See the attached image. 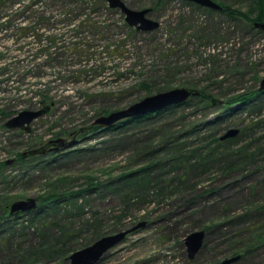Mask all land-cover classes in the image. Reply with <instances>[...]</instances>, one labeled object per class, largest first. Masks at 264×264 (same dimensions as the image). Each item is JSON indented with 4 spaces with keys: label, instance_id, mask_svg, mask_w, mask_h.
Masks as SVG:
<instances>
[{
    "label": "rangeland",
    "instance_id": "obj_1",
    "mask_svg": "<svg viewBox=\"0 0 264 264\" xmlns=\"http://www.w3.org/2000/svg\"><path fill=\"white\" fill-rule=\"evenodd\" d=\"M122 1L134 10L149 9L159 28L138 31L107 0H0V200L37 199L50 183L58 192L78 191L93 180L100 187L79 202L83 212L59 218L79 231L72 253L98 240L91 226L97 219L103 236L147 224L99 264H222L241 252L231 264H264V245L245 252L264 233V218L253 212L264 204V94L239 112L228 110L238 104H227L259 90L264 31L183 0ZM249 2L227 0L242 11ZM183 87L204 91L218 103L191 100L119 133L95 124L159 90ZM47 105L50 111L34 120L29 132L4 126L21 111ZM230 129L243 130L231 147L257 153L254 163L229 175L216 165L197 177L171 169L173 141L182 142L190 157L191 150ZM58 139L76 143L68 148L52 144L59 150L19 159ZM157 162L162 168L155 165L146 175L152 184L125 198L119 178ZM190 186L197 189L190 192ZM194 195L200 196L188 203ZM27 213H22L25 220ZM45 230L59 232L57 227ZM200 230L207 237L191 260L185 239ZM28 231L31 242L39 241L33 228ZM0 264L15 261L0 252Z\"/></svg>",
    "mask_w": 264,
    "mask_h": 264
},
{
    "label": "trees",
    "instance_id": "obj_2",
    "mask_svg": "<svg viewBox=\"0 0 264 264\" xmlns=\"http://www.w3.org/2000/svg\"><path fill=\"white\" fill-rule=\"evenodd\" d=\"M215 1H218L222 6L223 9L220 10L221 12L228 14L232 18L241 19L242 22L248 24L251 27L256 28L254 26L255 23L264 22V0H250L246 11L233 9L227 3V0ZM142 86L149 90L148 86L144 84ZM163 90H159L158 93L162 92ZM262 94H264V92L254 90L248 92L246 95L232 99L228 101L227 104L230 103L229 105H231L232 103H236L238 105L236 107H230L228 110H231V112H239L240 109L242 110L245 106L253 103L255 100H258ZM210 98V95H206V92L201 91L200 97L191 98L187 102L165 108L157 113L125 119L109 128H106V130L119 133L121 130H124L126 127H128L130 123H141L144 120H149L155 114L159 115L163 111L172 109L173 107L178 108L180 106H187L192 102L191 100H199L200 102L204 103L207 101L211 102L210 104H214V101H210ZM3 114H6L5 116H10L12 113L8 112ZM227 115L230 114L228 113ZM214 122L216 123V121ZM242 134L243 130L237 138H230L224 141L221 140V136H216L207 146L191 150L190 157L184 151L182 142H179L177 139L172 142L168 149L171 156V169L182 168L185 174L192 173L196 177L199 174L201 175L209 172L215 165L218 166L221 174L229 175L233 172L242 170L243 166L255 162V157L257 154L250 153L246 148L235 149L234 147H231L242 137ZM226 144L228 146H226ZM163 150H165V148H163ZM258 152H261V149H259ZM19 156L21 161H25L26 157L23 155ZM155 165L158 166V168H162L160 162H157L156 164L151 163L145 168L137 170L134 173L132 172L129 175H122L119 178L118 181H121L122 184L118 189L124 191L125 198L129 199V191L132 193L152 184L153 180H151L149 176L150 174L148 176L146 175L150 172L149 170H151V168H154L153 166ZM181 182L182 180L180 179L178 184ZM48 187L49 190L47 194H41L37 197L38 206L36 209L27 213L29 218L26 220L22 218V213L10 215V207L14 200L11 198H3V200H0V207L3 211L2 215L0 216V252L4 253L8 257H11V259L15 261V264H40L43 262L55 263L57 261H67V258L74 251V248L79 244V231L69 230L68 226L61 224L59 218L68 219L73 215V211L82 213L83 207L79 204V202L83 200L86 201L89 195L92 192H95L98 187H100V184H96L93 180H91L86 188L71 192H58L56 191L53 183H50ZM190 187V192H193L197 189V187L194 186ZM213 192V190L208 191V193ZM199 196L200 195H194L193 198L188 200V203L193 202ZM253 212L256 213L258 217L261 216L264 218V204L255 207ZM253 212L252 216L254 215ZM11 217L13 219H10ZM122 217L124 216H120L118 218L119 223H121ZM240 218L241 221L244 220L242 216ZM48 220H52L50 225ZM101 223L102 222L100 220L98 221L96 219L93 221V224H91L92 227L96 228V239L103 237L101 232ZM49 226L57 227L59 230L58 234L52 235L46 232L45 228ZM30 228H33L36 231L40 238L39 241L31 242L29 240L30 233L28 230ZM203 229L207 231L209 230V226H204ZM257 245H264V233L258 234L256 242H254L252 246L250 245V247L247 248L248 250L245 252L248 253ZM237 253L238 252L234 253L233 255L236 256ZM242 253L243 252L240 254L241 257L243 256Z\"/></svg>",
    "mask_w": 264,
    "mask_h": 264
},
{
    "label": "water",
    "instance_id": "obj_3",
    "mask_svg": "<svg viewBox=\"0 0 264 264\" xmlns=\"http://www.w3.org/2000/svg\"><path fill=\"white\" fill-rule=\"evenodd\" d=\"M109 6L113 9H119L124 15L126 22L131 26L135 27L138 31L151 32L159 28L160 23L154 21L149 17L150 10H134L129 8L122 0H107ZM189 3L197 4L198 6L209 8L213 10H221L222 6L215 0H183ZM264 31V22H257L254 25ZM259 90L264 92V79L260 83ZM201 91L195 88H175L167 91H162L153 95H149L142 99L141 101L129 106L128 108L120 111L113 112L107 116H101L96 121L99 127L106 129L114 124L129 118H136L142 115L157 113L165 108L180 105L187 102L189 99L194 97H200ZM218 103L214 101V104ZM51 109L50 105L45 106L41 110H25L19 112L17 115L8 119L4 124L5 127L10 129H22L26 132L30 131V126L32 122L45 113L49 112ZM240 133V129H230L226 134L221 136V140H227L236 137ZM76 142H66L64 139L53 140L47 143V145L31 150L29 152L23 153L26 155H42L46 153L47 147L50 145H55L61 148H68L74 146ZM53 150H59V148H54ZM38 206V201L36 198H28L26 200H17L12 203L10 207V215L15 213H24L36 209ZM147 226L146 222L139 223L136 226L118 232L116 234L103 236L95 241L93 244L75 251L72 253L67 260L71 264H99L101 260L108 254L113 248L122 243L126 237L141 228ZM207 233L205 230L195 231L189 234L185 239V245L187 247V252L189 259L193 260L195 256L203 248L205 238ZM240 256L234 257L232 259L225 260L222 264H231L239 260ZM41 264V263H40Z\"/></svg>",
    "mask_w": 264,
    "mask_h": 264
},
{
    "label": "flooded vegetation",
    "instance_id": "obj_4",
    "mask_svg": "<svg viewBox=\"0 0 264 264\" xmlns=\"http://www.w3.org/2000/svg\"><path fill=\"white\" fill-rule=\"evenodd\" d=\"M51 148H52L51 146H50V147H48V148H47V151H48V152H51V151H52V149H51ZM240 257H241V256H240Z\"/></svg>",
    "mask_w": 264,
    "mask_h": 264
}]
</instances>
